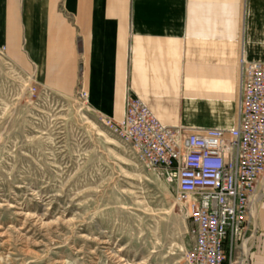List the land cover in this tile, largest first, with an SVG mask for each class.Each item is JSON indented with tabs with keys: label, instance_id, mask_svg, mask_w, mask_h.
<instances>
[{
	"label": "rangeland",
	"instance_id": "1",
	"mask_svg": "<svg viewBox=\"0 0 264 264\" xmlns=\"http://www.w3.org/2000/svg\"><path fill=\"white\" fill-rule=\"evenodd\" d=\"M2 47L0 264H186L193 239L176 182L147 168L81 90L33 92ZM251 212L253 264L264 179Z\"/></svg>",
	"mask_w": 264,
	"mask_h": 264
},
{
	"label": "crops",
	"instance_id": "2",
	"mask_svg": "<svg viewBox=\"0 0 264 264\" xmlns=\"http://www.w3.org/2000/svg\"><path fill=\"white\" fill-rule=\"evenodd\" d=\"M0 46L39 89H85L105 117L134 95L184 132L232 128L238 58L264 61V0H0Z\"/></svg>",
	"mask_w": 264,
	"mask_h": 264
},
{
	"label": "built area",
	"instance_id": "3",
	"mask_svg": "<svg viewBox=\"0 0 264 264\" xmlns=\"http://www.w3.org/2000/svg\"><path fill=\"white\" fill-rule=\"evenodd\" d=\"M239 67L244 86L232 128L184 132L163 123L134 95L128 96L122 119L101 118L112 121L120 139H131L130 147L145 157L147 168L161 169L176 182L193 239L186 264H250L248 221L264 179V61L241 52ZM31 85L33 92L39 89ZM80 96L87 99L88 91L81 89ZM258 230L252 224V233Z\"/></svg>",
	"mask_w": 264,
	"mask_h": 264
},
{
	"label": "bare ground",
	"instance_id": "4",
	"mask_svg": "<svg viewBox=\"0 0 264 264\" xmlns=\"http://www.w3.org/2000/svg\"><path fill=\"white\" fill-rule=\"evenodd\" d=\"M107 125L109 126V128L114 132L116 133L117 135L120 136V130L117 129V127H112V121H109L107 122ZM124 139L125 141L129 142L131 144V139L130 138H122ZM140 155V151H137ZM141 156V155H140ZM143 161L145 162V164L147 165V161L145 160V157H142Z\"/></svg>",
	"mask_w": 264,
	"mask_h": 264
}]
</instances>
